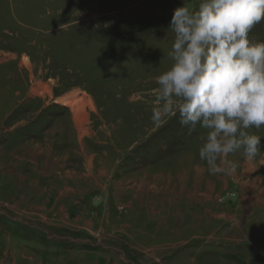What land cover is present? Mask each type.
<instances>
[{
	"label": "rangeland",
	"instance_id": "374dc122",
	"mask_svg": "<svg viewBox=\"0 0 264 264\" xmlns=\"http://www.w3.org/2000/svg\"><path fill=\"white\" fill-rule=\"evenodd\" d=\"M184 3L0 0V264H264V127L212 174L206 129L151 122Z\"/></svg>",
	"mask_w": 264,
	"mask_h": 264
},
{
	"label": "clouds",
	"instance_id": "9594fccd",
	"mask_svg": "<svg viewBox=\"0 0 264 264\" xmlns=\"http://www.w3.org/2000/svg\"><path fill=\"white\" fill-rule=\"evenodd\" d=\"M264 20V0H199L173 9L171 67L155 77L151 122L179 115L189 133L206 129L198 149L210 173H234L227 157L261 153L264 127V42L249 33Z\"/></svg>",
	"mask_w": 264,
	"mask_h": 264
},
{
	"label": "bare ground",
	"instance_id": "6f19581e",
	"mask_svg": "<svg viewBox=\"0 0 264 264\" xmlns=\"http://www.w3.org/2000/svg\"><path fill=\"white\" fill-rule=\"evenodd\" d=\"M87 104H88V106H89V108L91 110L94 109V107L91 105V103L89 101H88ZM63 105H72V101L71 102H69V101L68 102H63ZM80 105H82V104H80ZM84 106L83 107L81 106L82 108L81 107L80 108H76V111H75V113L73 115V117L75 118V121H76V127H77V129H78L79 132H82L83 131L81 129L83 128V125L85 123L84 121L86 120V119L83 118L84 113H83V110L82 109L84 108Z\"/></svg>",
	"mask_w": 264,
	"mask_h": 264
},
{
	"label": "crops",
	"instance_id": "0c3cea01",
	"mask_svg": "<svg viewBox=\"0 0 264 264\" xmlns=\"http://www.w3.org/2000/svg\"><path fill=\"white\" fill-rule=\"evenodd\" d=\"M78 137V136H77ZM79 139V138H78ZM79 141V140H78Z\"/></svg>",
	"mask_w": 264,
	"mask_h": 264
}]
</instances>
